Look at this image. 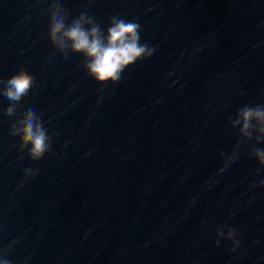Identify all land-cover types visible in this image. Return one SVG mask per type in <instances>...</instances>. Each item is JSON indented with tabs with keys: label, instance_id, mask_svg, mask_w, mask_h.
Wrapping results in <instances>:
<instances>
[{
	"label": "water",
	"instance_id": "obj_1",
	"mask_svg": "<svg viewBox=\"0 0 264 264\" xmlns=\"http://www.w3.org/2000/svg\"><path fill=\"white\" fill-rule=\"evenodd\" d=\"M52 2L0 0V78L23 68L34 83L12 117L0 94V259L264 264V168L248 155L264 142L218 171L240 139L229 117L264 104V0H57L105 34L112 16L136 20L156 47L105 85L53 46ZM29 108L53 141L35 162L9 134ZM220 227L238 230L235 252Z\"/></svg>",
	"mask_w": 264,
	"mask_h": 264
},
{
	"label": "clouds",
	"instance_id": "obj_2",
	"mask_svg": "<svg viewBox=\"0 0 264 264\" xmlns=\"http://www.w3.org/2000/svg\"><path fill=\"white\" fill-rule=\"evenodd\" d=\"M47 14L49 17L48 37L53 46L63 54L65 59L70 54L83 56L82 66L87 76L101 85L108 82L118 83L129 66L134 65L137 61L151 58L156 52L155 46L141 43V25L136 20L112 16L105 34L96 18L86 12H81L77 18L68 22L69 13L57 0H53L49 4ZM0 85H4L0 89V94L11 101L6 109V114L9 117L15 116L18 105L24 103L25 99L33 93V77L28 71L21 68L7 80L0 78ZM44 124L45 121H42L41 114H37L33 108H29L22 119L15 120L11 124L9 134L13 138V142L19 141V151L23 152L27 149L34 162L40 161L45 154L52 151V136ZM228 124L233 129L238 128L240 139L237 140L231 154L221 152L224 164L218 170L219 172H223L236 161L239 151L246 141L255 140L256 144L264 142V104L244 105L238 109L235 119L229 117ZM254 133H256L255 136ZM248 155L249 158H255L258 164L264 168V148L253 146ZM259 171L260 168L257 169V172ZM38 172L39 169L25 168L24 180L36 176ZM256 186L253 181L251 187ZM259 187L264 188V180L259 182ZM216 235L218 237L215 241L217 246L220 245L221 239H227L233 245L230 251L235 252L240 247V241L237 239L239 232L235 227L228 228L227 235H225L223 227L217 228ZM3 255L4 252L0 249V256ZM0 264H11V262L7 259H0Z\"/></svg>",
	"mask_w": 264,
	"mask_h": 264
}]
</instances>
